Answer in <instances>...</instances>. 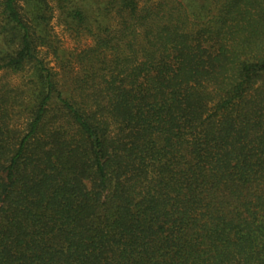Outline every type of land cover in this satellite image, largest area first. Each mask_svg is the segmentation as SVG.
I'll use <instances>...</instances> for the list:
<instances>
[{"label": "trees", "instance_id": "obj_1", "mask_svg": "<svg viewBox=\"0 0 264 264\" xmlns=\"http://www.w3.org/2000/svg\"><path fill=\"white\" fill-rule=\"evenodd\" d=\"M42 2L0 0V264H264V0H56L64 89Z\"/></svg>", "mask_w": 264, "mask_h": 264}, {"label": "rangeland", "instance_id": "obj_2", "mask_svg": "<svg viewBox=\"0 0 264 264\" xmlns=\"http://www.w3.org/2000/svg\"><path fill=\"white\" fill-rule=\"evenodd\" d=\"M154 1V0H153ZM46 17H48L47 31L52 36L53 47H58L57 58L52 54L51 49L40 48L39 58L52 69V73L55 75V80L58 83V87L65 88L67 81L65 79V73L69 69L76 67L74 57L82 50L92 46V38L84 33L75 34L68 30L61 21L60 12L56 6V0H43L42 2ZM71 54V57H68ZM66 60L69 63H66ZM2 73H0L1 75ZM24 75H6L4 81L13 86H20L24 81ZM65 91V90H64Z\"/></svg>", "mask_w": 264, "mask_h": 264}]
</instances>
